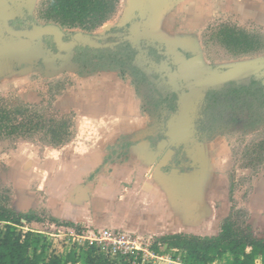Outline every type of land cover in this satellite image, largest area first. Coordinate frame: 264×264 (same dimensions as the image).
I'll list each match as a JSON object with an SVG mask.
<instances>
[{
  "label": "rangeland",
  "instance_id": "obj_1",
  "mask_svg": "<svg viewBox=\"0 0 264 264\" xmlns=\"http://www.w3.org/2000/svg\"><path fill=\"white\" fill-rule=\"evenodd\" d=\"M11 1L15 6L16 14L22 16L19 19L21 22L16 23V25L37 24L35 10L42 0ZM129 3L130 0H120L117 14L105 26L94 32V36H105L108 30L124 26V24H129L127 28L129 30L133 24L137 23L139 21L138 12H134L128 17ZM155 8L152 25L157 34L178 49L192 69L200 71L220 70L234 64L264 60V53L255 57L234 58L218 46L205 47L202 41L204 30L209 25L222 21L232 22L250 31L259 30L264 33V0H160ZM65 32L68 35L72 32L82 33L78 30H65ZM12 41L2 34L0 28L1 55H10L11 52H14L7 43ZM162 48L165 46L162 45ZM52 55L41 43L39 44V52L33 53L29 60L26 58L8 59L0 56V95L13 104L23 102L30 105L45 106L48 114L52 116L62 115L64 113L61 112L65 111H73L77 117L78 122L76 123L79 128H98L102 123L100 119L96 118L89 121L83 117H85L86 109L89 108L87 102L91 100V97V101L95 105L91 107L94 109L104 107L102 104L94 103L95 96L102 92H97V88L82 86L81 82L83 81L80 77H91L92 79L89 81L94 82L104 78L110 79L111 76L102 72L79 76L77 67L70 65L65 54L62 53V57L55 58L54 61ZM44 58H46L45 63H47L41 67L38 61H43ZM135 62L136 66L145 73V80L139 83L134 80L133 87L130 84L131 78L128 74L120 79L117 73L113 72V76L118 77L123 84L118 83L120 86L113 85L112 87L108 85L107 102L116 106L117 101L121 100L124 107L126 94L129 92L131 98L134 97L137 100L136 106L139 108V113L143 123L149 129L148 131L150 133L158 132L169 118L168 103L165 100L168 98V93L172 92V88L166 74L160 69L159 64H154L147 57L144 48L138 52ZM54 78H64L65 81L73 83L72 86L67 85L65 87L59 98L56 99V103L55 101L50 102L47 96L48 83ZM259 81L264 83V73ZM122 95L124 96L122 97ZM132 102L129 105L133 106ZM198 113L199 110L196 119L199 116ZM94 115L96 116V114ZM216 119L217 121L212 125L209 124L205 130L195 131L194 145L201 147L202 153L209 161L211 178L215 177L214 180L224 181L226 186L229 183L234 184L230 204L237 208H245L249 214L247 224L251 226L254 236L264 238V165L259 168L256 174L239 167L245 143L255 136V131H264V109L252 114L244 108L231 107L226 110L219 108ZM254 119H257L255 126L253 125ZM83 132L85 133L80 135L82 140H86L89 138V134H92L87 133V130ZM81 139L76 141H81ZM2 143L5 151L12 148L10 142ZM17 143L13 149L17 148ZM27 146L34 151L42 152L40 143L34 142ZM20 152L24 154V149H21ZM0 169L1 171L5 169L3 161H0ZM14 182L16 184L17 181ZM222 184H219L220 187H223ZM11 205L19 212L24 206L21 203L19 205L13 203V200ZM227 207L229 205L225 203V210ZM222 215L223 212L220 216ZM44 219L43 223L34 226L25 225L22 230L24 232H27L26 230L34 231V234L44 238L48 245V253L52 252L63 256L72 246L66 243L68 242L67 238L62 241L57 239L55 237L57 232L46 223V218ZM158 248L157 254H164L163 246H158ZM181 260L187 264H198L197 261L189 262V258L186 256L184 259L181 257ZM214 264H237V262L231 257H225Z\"/></svg>",
  "mask_w": 264,
  "mask_h": 264
},
{
  "label": "crops",
  "instance_id": "obj_2",
  "mask_svg": "<svg viewBox=\"0 0 264 264\" xmlns=\"http://www.w3.org/2000/svg\"><path fill=\"white\" fill-rule=\"evenodd\" d=\"M102 73L112 78L90 82L91 77H80L82 86L102 92L93 101L104 107H91L95 106L91 97L83 117L100 119L98 128H79L75 115V136L62 147L42 146L39 152L27 146L32 143L18 141L17 148L5 151L0 142V161L5 165L0 183L13 190V203L23 204L22 211L42 213L50 227L54 223L49 218L81 230L112 229L153 241L177 234H215L222 207L216 206L209 187L201 182L195 193L189 175L161 169V159L169 156L166 145L158 144L155 153L144 140L153 133L143 123L137 100L129 92L124 107L121 100L116 106L107 102L108 85L123 82L113 72ZM85 130L92 134L82 140ZM118 143L131 145L104 164L108 151ZM163 248L164 254H157L154 264H187L181 260L185 256L189 262L195 261L181 251ZM255 264H264L263 258H257Z\"/></svg>",
  "mask_w": 264,
  "mask_h": 264
},
{
  "label": "trees",
  "instance_id": "obj_3",
  "mask_svg": "<svg viewBox=\"0 0 264 264\" xmlns=\"http://www.w3.org/2000/svg\"><path fill=\"white\" fill-rule=\"evenodd\" d=\"M120 0H42L35 10V20L43 25H55L64 30H78L93 34L110 22L117 14ZM110 29L109 33L115 32ZM203 45H215L234 58L255 57L264 53V33L259 30H247L232 22H217L209 25L203 32ZM102 44L115 43L108 39ZM150 54L158 58L154 50ZM135 51L126 43L112 48L90 49L77 47L72 56V63L78 67V75L84 73L116 72L120 79L125 74L134 80L143 82L144 74L133 64ZM67 85L64 78H54L48 83L47 96L54 102ZM222 100V102H220ZM175 96L171 95L169 110L173 112ZM49 102V106H50ZM231 107L245 109L264 108V86L251 82L248 86L229 83L217 91H209L205 98L204 117L206 124L199 121L200 130L214 124L217 110ZM207 109V110H206ZM257 113V112H256ZM254 114V113H253ZM258 119V118H257ZM254 119L253 125L257 123ZM75 136V114L52 116L45 106L30 105L23 102L11 103L0 95V142H10L12 148L18 141L40 143L42 146L58 148L71 142ZM147 140H152L147 138ZM165 146L164 138H156ZM130 143H118L104 159V164L120 149L128 148ZM112 161V160H111ZM264 165V131L252 138L242 150L241 169L256 174ZM1 171V169H0ZM234 184L230 183L229 203L232 200ZM13 190L0 183V264H116L103 256L94 246H72L63 256L48 253L44 238L22 228L32 223H43L42 213L16 211L12 208ZM248 211L230 204L223 212L218 231L211 236L177 234L154 241L152 250L166 246L185 253L199 264H214L222 258L231 257L237 264H255V260H264V238L254 236L248 222ZM56 226L73 228L78 226L59 223L49 218Z\"/></svg>",
  "mask_w": 264,
  "mask_h": 264
},
{
  "label": "water",
  "instance_id": "obj_4",
  "mask_svg": "<svg viewBox=\"0 0 264 264\" xmlns=\"http://www.w3.org/2000/svg\"><path fill=\"white\" fill-rule=\"evenodd\" d=\"M160 0H137V8L132 13L138 12L139 21L133 24L126 35L94 36L86 33H75L69 41L65 42L64 33L55 25H32L29 29L16 30L9 25L17 14L11 0H0V28L7 38L12 39L8 45L14 50L10 55H1L3 58L30 59L33 53L39 52V44L45 38H51L58 53L52 55V60L62 57L71 63L74 49L87 47L90 49L112 48L116 44H102L101 41L108 37H118L120 42H128L136 51L143 47H153L159 54L166 56L175 67L171 70L166 62H161L159 67L166 74L171 90L176 95V110L168 118L165 125L164 137L168 146H181L187 153L192 155L195 149L194 133L196 114L205 95L209 91H216L229 83L237 85H249L254 78L259 80L264 73V60H253L247 63L231 65L225 69H212L200 71L188 66L182 53L165 39L161 38L153 27V16L157 3ZM155 9V10H154ZM162 45L165 48H162ZM180 49V48H179ZM45 59L43 64L45 65ZM48 59V58H47ZM197 158L196 155L192 159Z\"/></svg>",
  "mask_w": 264,
  "mask_h": 264
},
{
  "label": "flooded vegetation",
  "instance_id": "obj_5",
  "mask_svg": "<svg viewBox=\"0 0 264 264\" xmlns=\"http://www.w3.org/2000/svg\"><path fill=\"white\" fill-rule=\"evenodd\" d=\"M21 17L22 16H18L17 15L13 20H11L9 22V25L12 28L16 29V30L31 28L32 25H27V26L16 25V23H20L21 22L19 20V19H21ZM36 25H43V24L37 23ZM128 27H129V24H124V26L115 27V28H113V29L116 30L115 32L109 33V30H108V32L105 34V36H109V35L110 36H113V35H119V36L126 35L127 32H128V30H127ZM61 30L64 33V39L63 40L65 42L69 41V39L75 34V32H72V34L68 35V34H66L64 29H61ZM90 35H94V33L90 34ZM108 39H113V41L115 42L116 45L117 44H121V43H126L132 48V46L128 42H120V39L118 37H108L107 39L103 40L102 42H105ZM41 43L45 45L46 50H48L49 52L53 53L54 55H56L58 53L57 48L54 45V43H53L51 38H45V39L42 40ZM143 48L146 50L147 57L154 64H159L160 65L161 62H166L168 67L171 70L175 69V67L173 66V64L170 61V59H168L164 55L159 54V52L160 51L162 52L163 49H161L159 51L158 49L153 48V47H146V48L143 47ZM132 49L135 51V55H134L132 64L136 68H138L136 66V64H135L136 63L135 61H136V58H137V55H138V51H136L134 48H132ZM150 50H154L158 58H155L153 55H151L150 54ZM71 63H72V58H71ZM38 64L42 67L43 66V61L39 60ZM73 66H76V65L73 64ZM138 70L140 72H142L144 74V76H145V73L141 69L138 68ZM77 71H78V67H77ZM84 74H87V73H84ZM251 82H258L262 86H264L263 82H261L259 80H256L254 78L251 80ZM235 85H237V84H235ZM237 86H245V85H237ZM246 86H248V85H246ZM168 94H169L168 98L165 101L168 103V107L167 108H168L169 117H170L176 110V95L173 92H170ZM171 95L175 96V101H174L175 109H174L173 112H170V110H169ZM205 98H206V95H205ZM205 98H204L203 103L201 104V106L199 108V113H198L199 116H198V118L195 121V131H199V132L201 131L200 127H199V121L203 120L205 124L208 121V119H207L208 117H204V115H203V112L205 111ZM237 108H243V107H237ZM261 109H264V108H261ZM261 109H258V110H261ZM245 110L251 112L252 114H253V112L255 114H256V112H258L257 109H252V110L245 109ZM166 121H165V123L163 125V128H161L158 132H154L152 135L147 136V137L144 138V140L150 142L151 148L154 150L155 153L159 151V149H157V146H158V144H161V142H162V141L156 140V138L159 137V136H162L164 138V142H165V145L167 147L166 151H167L169 156H167L166 158L164 157L163 159H161V169H163L164 171H167V172H171V173L177 174L179 176L182 175V174L189 175V177H191V179H192L195 193L198 190V185H201V182H205L204 188H208L209 187V195H211V197H213L215 203H217L218 206L222 207L220 212H224L225 203H228V205L230 206V203H229V190H228V186H229L230 183L227 184V186H226L224 181L218 180V179L214 180L215 177L214 178H210L211 177V170L209 169V161H207V158H205V155L202 153V150H201L200 146H198V145L195 146V149L192 150V155L191 156L187 155V153L185 152V150L181 146H168V142H167L166 138L164 137ZM262 132H263V130L261 132H256L255 131V136L253 138L257 137ZM147 138H151L152 140H147ZM246 144L247 143H245L244 147L246 146ZM194 155H196L197 158L195 157V159H192V157ZM207 182L211 186H209V184ZM219 184L220 185L222 184L223 187H220ZM23 212H25V211H23ZM220 215H221V213L219 214V218L217 219V228H219L220 221L223 218V215L222 216H220ZM215 234H211V235H215ZM211 235H198V236H211Z\"/></svg>",
  "mask_w": 264,
  "mask_h": 264
},
{
  "label": "built area",
  "instance_id": "obj_6",
  "mask_svg": "<svg viewBox=\"0 0 264 264\" xmlns=\"http://www.w3.org/2000/svg\"><path fill=\"white\" fill-rule=\"evenodd\" d=\"M60 241L67 238L70 246H94L99 253L116 264H154L157 252L152 250L154 241L137 234L112 229L81 230L58 226L51 227ZM34 233L32 230H26ZM162 247V246H160ZM159 249V248H158Z\"/></svg>",
  "mask_w": 264,
  "mask_h": 264
},
{
  "label": "bare ground",
  "instance_id": "obj_7",
  "mask_svg": "<svg viewBox=\"0 0 264 264\" xmlns=\"http://www.w3.org/2000/svg\"><path fill=\"white\" fill-rule=\"evenodd\" d=\"M129 6H130V8H129V15L131 14V12L135 9V8H137V0H130V3H129ZM199 17V16H198ZM200 19H201V17H200ZM198 21H199V18H198ZM204 23H205V21H204ZM197 29V28H196ZM29 168V167H28ZM19 182H21V181H19Z\"/></svg>",
  "mask_w": 264,
  "mask_h": 264
}]
</instances>
